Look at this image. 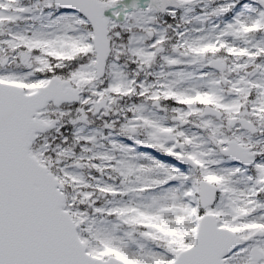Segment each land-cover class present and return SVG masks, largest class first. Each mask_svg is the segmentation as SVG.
<instances>
[{"label":"snow or ice","instance_id":"1","mask_svg":"<svg viewBox=\"0 0 264 264\" xmlns=\"http://www.w3.org/2000/svg\"><path fill=\"white\" fill-rule=\"evenodd\" d=\"M0 264H264V0H0Z\"/></svg>","mask_w":264,"mask_h":264}]
</instances>
